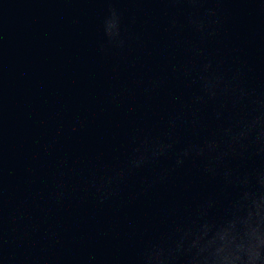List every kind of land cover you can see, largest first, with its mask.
Instances as JSON below:
<instances>
[{
	"label": "water",
	"instance_id": "water-1",
	"mask_svg": "<svg viewBox=\"0 0 264 264\" xmlns=\"http://www.w3.org/2000/svg\"><path fill=\"white\" fill-rule=\"evenodd\" d=\"M112 7L122 50L104 32ZM209 8L218 9L215 36L189 23L194 12L208 20ZM208 58L229 76L243 70L242 85L264 96V0H0V264H139L177 227L222 220L244 190L223 171L255 185L264 155L227 157L216 175L198 157L176 166L188 143L222 138L237 115L218 118V101L193 105L196 72L183 69ZM177 114L166 156L132 171L115 195L92 187L125 168L145 136L167 141Z\"/></svg>",
	"mask_w": 264,
	"mask_h": 264
},
{
	"label": "clouds",
	"instance_id": "clouds-1",
	"mask_svg": "<svg viewBox=\"0 0 264 264\" xmlns=\"http://www.w3.org/2000/svg\"><path fill=\"white\" fill-rule=\"evenodd\" d=\"M169 3H188L197 8L208 0H167ZM219 3L221 0H215ZM110 16L104 23V32L108 38V46L124 49L128 39L124 35L122 16L115 7L110 8ZM218 9L209 8V19L200 18L195 12L189 17L190 25L196 31L207 36H215L212 17H217ZM177 26V21H173ZM107 50V49H106ZM195 57H204L205 52L193 48ZM214 60L207 61L197 68L185 66L186 76L196 72L195 82L199 84L200 94L193 98V105L207 100L218 101L217 117L225 111L237 112L233 122L222 129V138H209L204 143H188L176 157V166L180 167L187 160L198 157L205 159V171L216 175L220 163L227 157H242L249 149H255L258 155H264V96H257L253 90L242 85L244 71H236L230 76L214 68ZM160 87L154 82L152 91ZM237 110L245 114L240 115ZM183 114L169 119L167 141L152 139L145 136L134 149L128 165L116 175L101 177L99 182L91 181L92 187L102 194L103 198L119 192L120 185L134 170L146 164H155L166 156L174 147L173 131ZM194 129L200 126V119L192 120ZM227 184H238L244 190L237 201L228 210L227 215L219 221L204 220L203 223L193 222L188 226L177 227L168 237L146 247L139 257V264H177L184 258L185 264H264V170L257 172L255 185L251 176H236L232 170L223 171ZM165 177L161 176L163 180ZM154 183V182H153ZM150 183L148 187H151ZM63 191L57 193V199L63 198ZM209 201L207 207H211ZM202 206L199 213L205 216ZM178 234V235H177Z\"/></svg>",
	"mask_w": 264,
	"mask_h": 264
}]
</instances>
